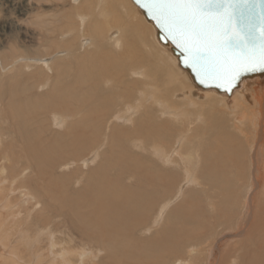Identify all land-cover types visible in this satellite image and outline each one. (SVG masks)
Listing matches in <instances>:
<instances>
[{
  "label": "bare ground",
  "instance_id": "obj_1",
  "mask_svg": "<svg viewBox=\"0 0 264 264\" xmlns=\"http://www.w3.org/2000/svg\"><path fill=\"white\" fill-rule=\"evenodd\" d=\"M31 1L32 0H23L22 4H19L20 7H21V10L26 12V14L31 9H33L35 11L37 10L36 9L37 7L35 8ZM33 1H35V0H33ZM36 1L39 2V0H36ZM55 1H57L56 4L52 5L54 8L51 9L50 6H49L50 9H48L49 7L47 8L48 12H50V15H51L50 20L49 19H45V21H44L38 15L39 18L41 20H43V21L38 22L37 25H39V27L41 26L43 29H45V31H47L45 34L49 35L50 37H53L54 40L56 39V35L55 34H56L57 30H61V33H62V35L64 37L62 39V43L64 44V46L66 48L65 49L66 50V54H68L69 51H71L72 53H75L74 59L76 61V76H75L74 82L71 84L73 87H68V85H67V87H64V84H62L59 81H55V83H54V85L52 87L49 86L51 88H50V90H48L46 92V94H44V95L41 94L40 96H36V98H38V97L42 98V97H45V96H50V97L53 98V101H51V99H52L51 98L50 100H46V101H43V102L39 103L38 105H34V106L31 105V109L33 110L34 114L35 113H37L38 115L39 114H44L46 111L50 110L51 108H60L61 109V99L63 97L64 98L65 97L66 98L67 97L71 98L70 99V100H72L71 102H73V103L78 105V102L79 103L82 102V100L86 99L87 96L89 98L90 97L89 95H92L93 98L94 97H97V98L106 97V98H110V99H115L116 97L121 96L123 94H127V93L132 95V93H133V91L135 89L141 90L142 88H146L145 90H146L147 93L151 92V97H153V98L159 97L161 100H164V99H167V94L171 95V92H173V91H179L180 92V91H182V90H184L185 88H188V87L197 88L196 90H198L199 92H195V93L192 90L182 91L183 92V100H184L183 104H185L184 105L185 109L182 107V113L178 114V115L180 116V118L182 117V118H185V120H187V123L185 122V124L181 120L179 121L180 118L178 119L179 122L176 125L172 124L170 122H166V121L165 122H158L157 119H156L157 115L154 112H152V111H148L147 112V114L149 113V116L151 118H153V120L151 122H149L146 125V127L154 128V127H159V126H162V125L164 126V125H166V123H168L169 131L167 132V137L169 139H171V137H174V134L177 133L176 136H175L176 140L174 141L173 144H177L176 145L177 147L183 149L182 153L177 151V149L181 150L179 148H177L176 151H175L177 153V157L181 158L180 160H178V158L175 156V153L171 152L172 149H171L170 152L172 154H174V155H171V154L168 155V153H167L168 157H165L166 154H164V157L161 156V158H162V159H160L161 160V164H159L155 168L156 169L155 171L157 173L159 172L158 174H156V172H155L156 175L152 174L154 172L153 166L155 164L153 163V165H149L148 169H150V166H152L151 171L153 170L151 172V174H152L151 177L153 178V176H154V178H156L155 176H158L160 178V180H161V181L160 180L159 181L162 182V184L164 186H166V184H168L167 182H170L167 178L168 177L171 178L170 171H168V170H170L172 165L168 166L167 168H164V166H167V163L172 164L173 161L177 159L175 163H179L181 165V167H182L181 170L179 171V173L181 175H183L184 177L187 176L186 178L188 180V184H189V182H192L195 185L199 180L202 179V177L206 176V174H204V167H205L204 161L208 160V156H207V153L206 154H204V153L200 154L201 152L199 153V151H198L199 148H198L197 145H196L197 147H194V144L193 145L191 144L192 147L188 146L187 145V141L185 140V136L188 133H190V135L192 133H194V132H195V134H197L196 131H198V130H204V131L206 130L207 131V129H208L207 135L204 136L205 135L204 134L203 135L204 139L203 140L201 139L202 141L201 140L200 141H201V143H203V145L204 144H213L214 143L213 141H214V138H215L216 134L212 133V131L215 129V131L219 135L224 137V139H222V138H219L216 135L217 139L221 143V146H223L224 150L226 151L231 163L233 165H235V168H237V171H236L235 168L233 166H231V168H229L228 170L224 169V171L227 172V173H229V172L230 173H234L235 176H238V171H240V164L239 163H235L234 164L233 162L236 159L235 155L238 156V154L240 152H242L244 155L247 156L248 162L250 161L249 158L251 159V168H250L251 170H249L248 173L244 172V174L242 175V177H243L245 175H249V173H250L251 179H248L247 177H244L242 182L245 181V180H248V183H249V182H252L253 179H254V181L252 182V186H251L252 190H250V191L251 192L252 191H256L258 188H259L258 190L260 191V187H262V191H263L262 192L263 193L262 194V199H263V196H264V180L262 178L264 177V162L262 163V167H261L260 163L256 160V158L260 157V152L261 151H256V150L258 149L259 145H264V76H259V77H255V78H252V79H243L241 81V83H240L239 88H236L230 95L226 94L224 92H220V91H218L216 89L202 88L193 80V78L190 75L189 71L187 69H185V68L183 69V67L180 65L179 58H178L177 54H175V52L173 51L171 44L167 45V44H163L161 42L163 45H165L167 47H162L159 44H157L158 46H155V47L153 46L152 41L156 42L155 41V36H156L157 40L160 41L159 38H158V31H155V30L152 29V27L153 26L155 27V25L150 20H149L150 22H148V23L146 22L147 21L146 16L144 15L143 11L138 8L139 6L136 5L133 0H126L127 3L129 4V6L132 7V10H129L127 8V6L125 5V3L123 1H121V0H83V2L80 3V5L78 7V12H80L81 17L83 18V23H82V25H78V27L77 26L69 27L70 29L68 30L69 32L67 31V33H63L64 27L67 28V25H68V24H65L64 22H66L69 19V17H70L69 15L70 14L68 16H66L68 18H67L66 21L63 22L62 20L65 19L66 17L64 16L65 18L63 17V19H62L61 11H60L61 8L59 9V6H58L59 1H61V0H55ZM76 1H79V0H76ZM45 4H47V3H45ZM55 8H57V10ZM54 10H56L55 13H54ZM46 11H45V13H46ZM37 12H39V11H37ZM141 13L146 18V21L144 20L145 18L143 19ZM73 14H74V12H73ZM77 15L78 14H76V16ZM74 18L75 17H73V19ZM80 22H77V23H80ZM67 23H68V21H67ZM71 23H73V22H71ZM71 23H70V25H72ZM41 24H43V25H41ZM147 29H148V31H147ZM155 29L157 30L156 27H155ZM65 30H67V29H65ZM150 31H151V33H150ZM109 32H111L110 35H109ZM39 33H37V34H39ZM68 35L73 36V38H71ZM83 35L84 36L91 35L90 36L91 38L88 41H85V48H83L84 52L82 53V52H78V50H77L78 46H77V43H76L77 41L76 40L80 36L83 37ZM67 36L70 37V38L66 39ZM82 37H80V38H82ZM45 38L49 40V38H47V37H45ZM80 38H78V40ZM83 38H85V37H83ZM86 45H87V47H86ZM89 46L90 47L93 46L92 47L93 49L90 48ZM114 48H116L117 51H115ZM154 49L155 50H159L158 52L161 55H163V58L166 57V61L167 62H171V64H172L171 69H170V67L168 65L166 66L165 62H161V59H160L161 63L159 62V64H158L157 61L155 63V60H159V59H155V60L152 59V54H153ZM172 52L177 56L178 61L173 56ZM129 53H130V56H128ZM154 53H155V51H154ZM30 57L34 58V57H36V55H33V56H31V55H18V56H16L13 59L9 56L8 59L10 61L11 60L15 61L14 59L22 58L23 59L22 63H23L25 60H27ZM68 59H69V57H68V55H66L64 62L67 63ZM27 61L29 62L30 60H27ZM36 61L38 62V64H39V62L41 63V61H39V60H33L32 62H36ZM8 62L9 61L4 59V58L0 59V81L1 82L5 81L3 78L6 79L8 74H10V73L13 74V72H14V65H11V66L9 65L8 66ZM30 64H32V63L30 62ZM38 64L35 63V64H32V65H38ZM48 64L46 65L45 63H41L40 65H44L45 67L47 66L48 68L47 67L46 68L48 69V71L49 72H53L52 68ZM22 65L24 66V64H22ZM30 66L31 65L25 63L24 68L27 69V68H30ZM54 68H55V76L56 77H59L62 74L64 75V73H66V72H68L70 70V66L67 65V64L55 65ZM137 70H139V71H137ZM129 71H136V73H133V75L141 76L142 77L141 80H138L140 78L137 77L138 78L137 79V78H135L133 76L127 78L128 74L131 73ZM129 75H131V74H129ZM13 76H15V74ZM28 76H29L28 79L30 77H34L35 73H33V72L32 73H28ZM49 83H46V84H49ZM151 83H154L155 86H151ZM194 84H195V86H194ZM106 85L110 86V89H107ZM114 85H116V86L120 85L119 87H121V88L123 87V88L122 89L118 88V86H117V88H111V86H114ZM104 86H106V89H105ZM116 86H114V87H116ZM147 88H149V89H147ZM159 88L160 89L163 88L162 89L163 94H162L161 91L159 92ZM34 89H35V86H33L32 84H31V86L26 88L27 91H33ZM249 89H250V91H249ZM158 92H159V94L156 95V93H158ZM248 92H251V95L247 94ZM193 94H196V95H199V96L201 95V97L200 98H195L194 97L195 95L193 96ZM145 95L146 94L143 93V94H141L140 97L142 98ZM92 96L89 99H93ZM173 97L174 96H172V99H173ZM69 98H67L66 100H68ZM95 99L96 98H94V101H95ZM246 99H249V101H247ZM30 100L32 102L33 101V97H31ZM174 101H173V104H174ZM66 102H65V104H66ZM137 103H139L137 110H135L131 105H128V106H125V107H123L121 109L118 108L114 112L111 111L109 114H107L105 116H101L102 114L101 115L99 114L100 115L99 116L98 115L99 112L96 113V111H99V110L95 111V113L97 115L95 113H93L94 112L93 110H91L94 115H85L86 112L82 111V113H84V115L80 114L78 116L79 110L81 111V108H79L80 106L79 107L73 106V109L68 108V110H66L67 113H65V112L63 113L61 111V113L64 115L63 116L64 122H66L67 126H68V128L66 130L63 129V130H65V132L63 131L64 133H62V129H61L62 127H59L60 126L59 125L60 124L59 123V119H61V116L58 114V112L55 111V112L52 113V116H53L52 117L53 122H52V126H51V132L52 133H51V135H49V137H45L46 134L44 135V131L39 128V126H38L39 124H37L35 127H33L32 122L35 119H33V117H31L33 115L32 113L25 114V116H22L23 114H19V115L15 116V114H14L15 117H13V119H14L13 122H14V125L17 127L20 139L18 141H11V138L8 139V140L0 138V197H1V199L3 201L4 200L7 201L8 205H10L9 204L10 202H13V205H10L8 207H10L11 210L13 209L16 213H19V214H22L23 212H24V214H28L30 211H35L36 215H43L45 211H49L50 207L48 205H46V204L44 206H42V204L40 203V200H39L38 197H40L39 194H41V193H43V194H47L48 193V190H47V187H46V184H45V178H48L47 181H49L48 183L50 184L51 190H52V193H53L54 181H55V183L57 181H61L62 176L65 175V173L62 172V168H63V164H66V163L64 162V158L62 157V155H63V150L64 151L66 150V152H67L70 149V145H69V143L63 145V140L64 139L65 140L72 139L75 136V133H77V134H79V132L82 133L81 132L82 129L85 130V129L89 128L88 129V131H89L90 127L93 128V129L101 128L102 131H104L105 134L106 133L108 134L109 132H111V130L113 131V129L116 130V131L122 132V133H123V131L129 130V129H135V126L138 127V122H139V120H138L139 116H137V115L133 119V123H136L135 126H133V124H131L130 126H125L123 124L122 127H118V126L115 125V122L122 120L123 116L126 113L131 114L132 112L135 113V112L139 111V107L142 105L141 99H139V101ZM251 103H252L253 106L251 105ZM68 104H69V102H68ZM118 105H123V104L122 103H118ZM204 105H207L208 108H206ZM21 106H22V104H21ZM63 106H64V104H63ZM171 106H172V108H176L177 107V106H173V105H171ZM191 106H193V108H190ZM251 106L255 107V113L251 112ZM66 107H69V106L67 105ZM74 107H75L76 110H78V111H76L77 112L76 114H75V111H74ZM84 107H82V108L84 109ZM149 107H150V105H149ZM93 108H95V107H93ZM89 109L90 108L88 107V110ZM9 110H10V108H9ZM246 110H249L248 117L245 118V116H243L242 115L243 113H242L241 115L243 117L242 116H238L237 117L238 121H236L235 116L237 115V112L241 111V112L245 113ZM15 111H16V109H15ZM141 111L143 113H145V109L144 110H140V112ZM203 111H204L206 116L204 118L197 117L198 116L197 113L198 112H202L203 113ZM102 112L103 111H101L100 113H102ZM174 112H176V111H174ZM174 112L170 110L169 113H167L165 116H174L176 114ZM206 113L211 114L212 117L211 118H209V117L207 118L208 114H206ZM198 114H200V113H198ZM117 115L120 116L121 118L120 117L114 118ZM8 117H10V116H8ZM68 118H69V120H68ZM185 120H183V121H185ZM33 124H35V123H33ZM43 125H45V124L43 123ZM50 125H51V123H50ZM173 125H175L176 127L174 126V128H173ZM44 128H45V126H44ZM80 128H81V130H79ZM232 128L237 130V131L233 130ZM45 130H47V129H45ZM248 132L251 133V136H249ZM56 133H58V137L54 138V134H56ZM90 133H92V132H90ZM48 134H50V133H48ZM239 134L245 135L244 142L245 143H249L250 153L248 152V150H246L247 154H245V149L242 146V140L238 137ZM63 135H64V137H62ZM81 135H84V134H81ZM90 135H92V134H90ZM2 137H4V136H2ZM86 137H87V135H86ZM32 138L34 139V143L33 142L28 143L27 140H30V139L32 140ZM83 139L85 140V138H83ZM80 140H82V139H80ZM171 140H173V139H171ZM26 141H27L28 144H30V147L27 146L28 148H26V146L23 147L24 144L26 143ZM86 141H84V142H86ZM104 142H107V140L105 139ZM229 142L231 144L228 146ZM78 143H80V142L78 141ZM251 143H252V146H251ZM21 144H23V146ZM90 144L93 145V143H90ZM155 144H157V143H155ZM199 144H200V142H199ZM51 145H53L55 148H52ZM84 145L85 144H83L82 146L84 147ZM91 145L89 146L87 144L86 147L87 148H88V146L92 147ZM98 145H96V146H98ZM124 145H126V144H124ZM86 147H84V148L87 149ZM200 147H202V144H201ZM153 148H154V151H157L159 147L157 145H155ZM163 148H165V147H163ZM99 149H101V148H99ZM149 149H151V147ZM185 149H186V151H185ZM236 149L239 150L240 152H237ZM44 150H47V151L49 150L51 152V156H50V160H51L50 175H51V177H48V175H47V173L45 172V169H44V165H43V155H45ZM165 150H166V148H165ZM89 151H94V150H90V148H89ZM154 151H153V153H154ZM99 152L100 151H98V153ZM159 152H161V151H159ZM232 152H235L236 154H234ZM47 153H49V152H46V154ZM98 153H95V154L98 155ZM162 153H160V155ZM132 154H136V153H132ZM140 154L142 155V153H140ZM97 155H96V157H98ZM143 155H144L143 158H145L146 157L145 155H147V154H143ZM262 155H263V159H264V147H263ZM31 156L34 157V162L35 163L32 162L33 160H32ZM83 156H84V154H83ZM99 156H100V153H99ZM47 157H48V155H47ZM79 157L80 156H78V158ZM132 157H133V155H132ZM132 157H130V158H132ZM140 157L141 156H138V152H137V155H136L135 159H139ZM89 158H91V157H89ZM93 158H92V160L91 159L90 160L94 161ZM103 158L105 159V157H103ZM123 158H125V157L123 156ZM83 159H84V157H83ZM132 160H134V159H132ZM162 160H163V162H162ZM78 161H80V160H78ZM137 161H139V160H137ZM137 161H134V162L130 161L129 166H126V165H122V164H119V163H110L107 160L106 161L103 160L100 163V165H98V167L91 168V172L86 176V179H85V184H84L83 188L89 190L90 194L93 196L92 198H94V197L95 198H99L101 201L106 202V204L104 203V205H102V204H101V206L99 205L100 207L97 209V214H96L95 218L97 219V222H99L100 224H102V225H103V223L107 224V227L105 228V230L101 234L98 231L99 232L98 235L100 236L101 242H102V240H105V242L109 241L110 242L109 246L112 245L111 242H112L113 238H116L115 236L118 235V239L120 237L119 235H121L122 238H124L123 233H117V232H114V231H112V232L110 231L109 234L105 233L107 231V229H109L110 227L114 228V226L111 224L113 218L118 220L119 227H121V228L123 227L124 228V225L130 227L131 228V233H132V229H133L134 226L129 224V223H127V222L130 221V217L133 216V215H138L139 216L141 214V212H142V210L140 209V207L142 205H145V209H144L145 212H149L152 209V205L150 204L151 198H152L151 196L153 195V194L151 195L152 192L149 189H146V188L141 190V192L137 191L138 188L141 187V184L143 183L142 181L145 178V176H144L143 179H141V176H139L137 174V170H139L141 167H143L140 164V162H137ZM150 161H151V158H150ZM29 163H31L32 168H33V172H35V174L29 175L30 174V172H28ZM149 164H151V163H149ZM91 165H93V162L91 163ZM88 166H86V167H88ZM79 167L81 168L82 166H79ZM112 169H114V172L111 171ZM130 171H131V173H130ZM166 171H167V173H166ZM26 172H28L29 174L26 175ZM148 172H150V171H148ZM148 172H147V174H149ZM71 173H74V172H71ZM209 173H210V171H209ZM97 174H102V177H99V176L96 177ZM147 174H146V176H147ZM126 176H129V177L125 178ZM224 176H225V174H224ZM67 177H70V176L66 175L65 178H67ZM113 177H115L117 179V181L121 182V183H122V181H124V182L128 181L130 183V186L132 187L131 191H136L139 194L123 196L126 192L125 193H123V192L119 193L118 192L117 186L113 183V180H112ZM205 179L207 180V188H205L203 190H199L200 192L197 193L199 195V200H197L196 204L194 205V207L192 206V208L189 210V220H190L189 222H191V224H194V223L197 222V220L204 219V220H202V222L204 223L203 226L204 227L208 226V228L203 231L202 229L193 226L191 230H187L188 236L184 238V243L185 244L182 243L183 245H181L176 250L175 249L174 250L173 249H169L168 250L167 247L161 246L160 242H159L160 240H156V241H153V242L150 241L147 244V247H148L149 250L148 251L146 250L145 252L142 251V253L140 254V255H142L144 253L143 254V258L145 260L138 259L137 262H134V260H135L134 258H138V257L132 256V257H130L131 258L130 260L133 261L131 264H169L167 262V260H171V259L176 261L175 263H177V264H182V262L184 260L181 259V257L186 254V248L190 244H192V246H190V247H194V249L196 250V248L200 247V245L205 240H207L209 238L212 239L211 234H208L207 231H210V233H212L213 232V227L215 226V223L219 219L220 220L222 219V215H224V213H225V212H223V206H224L225 211H226L227 208L231 209V207H233V205L229 201H228V204H226L227 206L221 200L216 201L215 200L216 197L220 198V196H222V194L225 196L228 193H227V191H224V190L220 191L219 190V188H221L220 182L217 179L211 177L208 173H207V178H205ZM66 180H69V179L67 178ZM154 180H156V179H154ZM154 180L151 179V182L154 181ZM148 181H147V183H149ZM151 182H150L149 186L151 185ZM31 184L33 185V187H32L33 190L31 189ZM169 184H168L167 187L170 186ZM226 184L227 183H225V185ZM63 185L65 186L64 183L61 186H63ZM120 186H122V185H120ZM149 186L147 188H149ZM157 186L159 187V185H157ZM158 187H157V189H158ZM170 187H169V189H170ZM142 188L143 187H141V189ZM153 188H155V187H153ZM181 188H179V189H181ZM159 189H161V185H160ZM177 189H178V187L176 188V190ZM225 189H227V187H225ZM66 190H67V188H66ZM139 190H140V188H139ZM176 190H174V192ZM174 192H172V193L168 192V188H167L166 197H165V195L163 196L164 202L169 200L168 198ZM114 193H115V197L107 199L108 197H110ZM119 194H121L122 196L118 199L117 196L119 197ZM176 194H177V191H176ZM176 194H174V195H176ZM251 194H253V193H250V195H248V200H250L249 196H251ZM181 195L183 196V194H181ZM237 195H239V194H237ZM157 197H158V195H157ZM172 197H175V196H172ZM253 197H255V194H254ZM166 198H167V200H166ZM178 198H180V197H178ZM174 199H173V201H174ZM176 200H178V199L176 198ZM191 201H194V200L192 199V200H190V202ZM244 201L247 202V200H244ZM92 202H93V200H92ZM164 202L162 204H164ZM249 202H251V201H249ZM261 202H262V200H261ZM0 204H1V202H0ZM92 204L95 205L94 203H92ZM244 204H245V202H244ZM83 205H84V203H83ZM105 205L108 207V209H106ZM168 205L170 206L171 203L169 202ZM168 205H167V208L164 205L165 206L164 209L165 208L168 209ZM261 205H262V203H261ZM40 206H42L43 208H39ZM57 206H59V205H57ZM76 206H78V205H76ZM87 207H89V206H87ZM94 208H95V206H94ZM243 208H244V206H243ZM70 209H69V211H70ZM72 209H74V208H72ZM260 210L262 211V208ZM77 211H78V209H77ZM80 212L82 213V211H80ZM138 212H139V214H138ZM4 213H0V250H3L6 253V256H7L13 251V248H14V247L11 248L9 244H10V241L12 240V237L14 235L15 230L13 229L14 225H12V223L11 224L4 223V221L7 219ZM67 213L68 212H66V214ZM72 213L73 212L71 211V214ZM91 213H92V211H91ZM237 213H239V212H237ZM262 213H260V214L262 215ZM74 214H75V212H74ZM234 214H236V213H234ZM82 215H84V214L82 213ZM82 215H80V216H82ZM244 215H242V216H244ZM247 215H248V213H247ZM85 216H84V218H85ZM35 217H37V216H35ZM67 218H69V217H67ZM77 218L80 219V217H77ZM164 218H165L164 212H163V210H161L158 213V218H155V221L157 223L158 222L160 223ZM224 218L225 217H223V219ZM92 219H94V217ZM249 219H251V217H249ZM41 220H42V218H41ZM82 220H84V219H82ZM82 220H80V221H82ZM67 221H68V219H67ZM120 221H122L123 223H120ZM183 221H185V220H183ZM44 222L47 223L49 221H44ZM175 222H177V221H175ZM228 222L229 221L225 220V221L221 222V224H227ZM262 223L260 224L261 226L263 225ZM82 224H85V223H82ZM110 224H111V226H109ZM45 225L46 224H44V226ZM89 225H90V223H89ZM248 225H249V223H248ZM23 226H25V224H23L20 227H23ZM183 226H184V228L186 227L185 225H183ZM86 227L88 228V226H85V228ZM169 228L171 229L170 231L173 234H178V233H180L182 231V230H178L177 229V225L169 226ZM179 228H181L180 225H179ZM86 230L85 229H81V231L83 233H86L87 231H89V230H87V231ZM20 232H21V230H20ZM19 234L23 235V233H19ZM93 234H94V232H93ZM37 235H38V233H37ZM89 235H91V234H89ZM39 236H40V234H39ZM86 236H85V241L84 242L87 243L88 240L86 241V238L90 239V241H91V238L90 237H86ZM156 236H158V235H156ZM156 236H154V237H156ZM21 238H23V237H21ZM40 238H41V236H40ZM92 238L94 239V237H92ZM13 239L15 240V237ZM95 239L97 240V238H95ZM96 240H94V241H96ZM128 240L129 241L133 240V237H127V238L122 239L121 245L122 246H128V242H129ZM21 241H22V239H21ZM27 241L25 243H27ZM1 242H2V244H1ZM35 242H37V239H35ZM35 242H34V245H35ZM91 242H93V241H91ZM93 243H95V242H93ZM107 243H104V245L107 244ZM112 243H114V242H112ZM102 244H103V242H102ZM211 244H212V242H211ZM77 245H79V244H76V246ZM96 245L97 244H95V246ZM113 245H115V244H113ZM116 245H118V244H116ZM218 245H220V244H218ZM109 246H107V248L110 251L112 249H109ZM85 247H86V245H85ZM100 247L101 246H99V249H100ZM45 248H43V249L45 250ZM111 248H112V246H111ZM113 248H115V247L113 246ZM34 249L36 250V248H34ZM80 249H82V247ZM83 249H84V247H83ZM105 249L106 248H104L103 250H105ZM152 249L155 250L156 252H158L160 254V256H152V253L150 252V250H152ZM200 249H202V248L200 247L198 249V251ZM249 249H252V248H249ZM87 250H89V249L87 248ZM90 250H91V252L93 251L92 250V246H91ZM96 250L97 249H95L94 251H96ZM81 251L85 253V249L81 250ZM189 251H191V250L189 249L188 252ZM51 252H52V250H51ZM100 252L105 254L103 256V258L105 257L106 262H104L102 260V263L104 262V264H107V262H109L108 264H125L122 261L124 258H119L118 259V258H113V257L110 258L109 257L111 253L114 254V252H116V251H114V252L113 251H111V252L100 251ZM100 252H98V253L102 254ZM66 253H70V255L71 256L73 255V257L82 256V255L78 254V250L77 249L69 248V247H68V249L65 248L64 254H66ZM200 253H201V251H200ZM223 253H225V250L221 254H223ZM33 254H34V252L32 253L31 256L35 257V255H33ZM92 255H91V257H92ZM225 255L229 256L230 254L228 255V254L225 253ZM39 256H43L44 258L47 257V255L44 252H41L39 254ZM65 256L66 255H64V257ZM96 256H97V253H96ZM261 256L263 257V255H261ZM12 257H14V258H12ZM61 257L63 258V255ZM67 257H69V256H67ZM84 257L85 256H83L82 258H84ZM114 257H115V254H114ZM168 257H171V259H169ZM57 258H59V257H57ZM87 258L90 259V255ZM87 258H86V262L88 263L89 260H87ZM256 258H258V257H256ZM4 259L6 260V264H18L17 262H19V264H27V262L23 261L24 259L22 258L21 255L14 256V254H13V255H11V258H10L11 260L8 257H5ZM51 259H55V261H57L55 256H52V255L50 256V260ZM91 259H94V257H92ZM179 259H181V260H179ZM220 259H222V257ZM190 260L191 259L185 260V262L187 263ZM30 261L31 260L28 259V262H30ZM48 262H49V258H47L46 264H48ZM204 262H205V260H204ZM42 263L43 262H41V264ZM69 263L70 262H67L65 260V261H60L58 264H69ZM92 263L93 262H91L90 264H92ZM100 263L101 262L99 261L97 264H100ZM246 263H247V261H246ZM76 264H77V262H76ZM212 264H214V263H212ZM227 264H228V262H227ZM242 264H243V262H242Z\"/></svg>",
  "mask_w": 264,
  "mask_h": 264
},
{
  "label": "rangeland",
  "instance_id": "obj_2",
  "mask_svg": "<svg viewBox=\"0 0 264 264\" xmlns=\"http://www.w3.org/2000/svg\"><path fill=\"white\" fill-rule=\"evenodd\" d=\"M22 1L23 0H0V59L4 58V59L8 60L9 61L8 66L14 65V72H15V73L13 72V74L12 73L8 74L6 79L3 78L5 80L4 82L0 81V138L6 139V140L11 138V141H18L20 139L17 127L14 125V122H13V120H14L13 117H15L16 115H19V114H23L22 116H25V114L32 113L34 116L32 115L31 117H33V119H35L32 122L33 127H35L37 124H39L38 125L39 128L44 131V135L46 134L45 137H49V135H51V133H52L51 132V126H52V122H53L52 113L55 111L58 112V114L61 116V119H59V123H60L59 127H62L61 128L62 133H64L65 130L68 128V126H67V123L64 122V119H63L64 115L61 113V111L63 113L64 112L67 113L66 110H68V108L73 109V106H77V107L80 106L79 108H81V111L79 110L78 116L80 114L84 115V113H82V111L86 112L85 115H94L93 113H95L96 110H99V111H96V113L99 112L98 115L102 114L101 116H105V115L109 114L111 111L114 112L118 108L121 109V108L128 106V105H131L135 110H137L138 105H139V103H137V102L139 101V99H141L142 105L139 107V111H137L135 113L132 112L131 114L126 113L123 116L122 120L115 122V125L118 127H122L123 124L125 126H130L131 124H133V126H135L136 123H133V119L137 115V116H139L138 117L139 122H138V127L135 126V129H129V130L123 131V133L113 129V131L111 130V132H109L108 134L107 133L105 134L101 128L93 129L90 127L89 131H88L89 128H87L85 130L82 129L83 131L80 128L79 130H81L82 133H80V132H79V134L75 133V136L72 139H70V140L64 139L65 141L63 140V145L69 143L70 149L67 152H66V150L65 151L63 150L62 157L64 158V162L66 164H63L62 172L65 173V175H64L65 177H66V175H68L70 177H67L69 180H66L67 178L62 176L61 181H57L56 183L54 181L53 193L51 190V186L48 183L49 181H47L48 178H45V184H46L48 193L47 194L41 193V194H39L40 197H38L42 206H44L46 204L50 207L49 211L44 212L45 215L44 214L43 215H36L35 211H30L28 214H24V212L22 214L16 213L13 209L11 210L10 207H8L10 205H13V202H10L9 203L10 205H8L7 201H5V200L3 201L0 197V202H1L0 213L5 212L4 214L7 218L4 221V223H6V224L12 223V225H14L13 229L15 230L14 235L12 237V240L10 241V244H9L11 248L14 247L13 251L9 255L6 256V253L3 250H0V252H1L0 253V264H6V260L4 258L8 257L10 259L11 255H13V254H14V256L21 255L22 258L24 259L23 261L27 262V264H41V262H43L42 264H46L47 258H49L48 264H58L60 261H65V260L67 262H70L69 264H76V262H77V264H88V263L90 264L91 262H93L92 264H95L96 262L98 263L99 261L101 262L100 264H104V262H106L105 257L103 258V256L105 254L100 252V251H104V252L116 251V252H114L115 257H114L113 253H111L109 257L110 258H112V257L118 258V259L124 258L122 260L123 263L131 264L133 261L130 260L131 259L130 257H132V256L138 257V258H134L135 259L134 262H137L138 259L145 260L143 258L144 253L142 255H140V254L142 253V251L145 252L146 250L147 251L149 250L147 247V244L150 241L153 242L156 240H160L159 241L160 245L167 247L168 250L169 249H173V250L175 249L176 250L181 245L185 244L184 238L188 236L187 230H191L193 226L200 228L203 231L208 228V226H206V227L203 226L204 223L202 222V220H204V219H199L194 224H191V222H189L190 221L189 220V210L192 208V206L194 207V205L196 204V201L199 200V195L197 193L200 192L199 190H203V189L207 188V180L205 179V178H207V173L211 177L217 179L220 182V185H221V188H219L220 191L224 190V191H227V193H228L225 196L222 194V196H220V198L216 197L215 200L216 201L221 200L225 203V205L228 204V201H229L233 205V207H231V209L227 208V210L225 211V208L223 206V212H225V213H224V215H222V219L220 220L218 218L219 220L215 223V226L213 227L212 233H210V231H207L208 234H211L212 239L209 238V239L205 240L200 245V247L202 249H200L199 251H198V249L200 247H197L195 250L194 247H190V246H192V244H190L188 246L189 248L188 247L186 248V254L181 257V259L184 260L182 262V264H212V263H214V264H227V262H228V264H232V263L233 264H242V262H243V264H254V263L255 264H264V259H263L264 258V227H263L264 226V211H263L264 210V206H263L264 205V202H263L264 196L262 199V194H263L262 193L263 192L262 187H260V191L258 190L259 189L258 188L256 191L251 192L250 190H252L251 186H252V182L254 181V179L252 182H249V183H248V180H245L242 182L244 177L251 179L250 173H249V175H245L242 177L244 172L248 173L249 170H251L250 169L251 168V159L249 158L250 161L248 162L247 156L244 155L242 152H240L237 149H236V151L240 152V153L238 154V156L235 155L236 159L233 163L234 164L235 163L240 164V171H238V176H235L234 173H230V172L227 173L224 171V169L228 170L229 168H231V166H233L235 168V165H233L231 163L226 151L224 150L223 146H221V143L217 139L216 135L222 139H224V137L219 135L215 131V129L212 131V133L216 134L214 141H213L214 142L213 144H204L203 145V143H201V141L204 139V136L207 135L208 129H207V131L206 130L205 131L204 130H198V131H196L197 134H195V132H194V133H192L193 135L192 134L190 135V133H188L185 136V140L187 141L188 146L192 147L191 144L192 145L194 144V147L198 146V148H199L198 151H199V153L201 152L200 154H203V153L206 154L207 153V156H208V160L204 161V165H205L204 174H206V176L202 177V179L199 180L195 185L192 182H189V184H188V180L186 178L187 176L184 177L183 175H181L179 173V171L181 170L182 167L179 163H175L177 160L176 158H175L176 160H174L172 164L167 163V166H164V168H167L168 166L172 165L170 170H168V171H170L171 178H169V177L167 178L170 181V182H167L168 184L170 183L169 184L171 186V187L169 186L170 189H169V187H167L168 184H166V186H164L162 184V182H160L161 180L158 176H155L156 178H154V176H153V178L151 177L152 174L156 175L159 173V172L157 173L155 171L156 170L155 168L159 164H161V160H160V159H162L161 156L164 157V154L167 155V153H168V155H170V154L174 155L171 153V152H173V153H175V156L177 157V153L175 151L179 147L176 146L177 144H173L174 141L176 140L175 136L177 133L174 134V137H171V139H173V140H171L167 137V132L169 131L168 123H166V125H164V126L162 125V126L154 127V128L146 127V125L153 120V118H151L149 116V113L147 114V112L148 111L154 112L157 115L156 119L158 122H165L166 121V122H170V123L176 125L181 120L185 124V122L187 123V120H185V118H182V117L180 118V116L178 115V114L182 113V107L183 108L185 107L184 106L185 104H183L184 100H183V92L182 91L192 90L195 93V92H199L198 90H196L197 88H194V87L190 88L187 86L188 88H185L184 90H182L180 92L179 91H173V92H171V95L173 94L172 96H174L173 99H172V96L170 94H167V99H164V100H161L159 97H156V98L151 97V92L147 93L145 90L146 88H142L141 90L135 89L133 91L132 95L127 93V94H123L121 96H118L115 99H110V98H106V97H102V98L94 97V98H96L94 101L93 96L89 95L90 96L89 98H91V96H92L93 99H89L87 96L86 99L82 100V102L84 100L85 101L83 103L78 102V105L71 102L72 101V100H70L71 98L67 97L69 99L66 100L67 98L63 97L61 99V109L60 108H51L50 110L46 111L44 114H39V115L37 113L34 114L33 110L31 109V105H33V106L38 105L39 103L46 101V100H50L52 98L50 96H45L42 98H39V97L36 98V96H40L41 94H43V95L46 94V92L48 90H50V88L54 85L55 81L61 82L62 84H64V87H67V85H68V87H73L71 84L74 82L75 76H76V61L74 59L75 53H72L71 51H69V53L66 54V50H65L66 48H65L64 44L62 43V39L64 37L61 33V30H57V32L55 34L56 39L54 40L53 37H50L49 35L45 34L47 32V31H45V29H43L41 26L39 27V25H37L38 22L43 21V20L45 21V19L50 20L51 15H50V12H48L47 8L49 6L51 7V9L54 8L52 5L56 4L57 1H55V0L54 1L53 0L52 1L51 0H39V2H38L36 0L35 1L32 0L31 2L33 3L35 8L37 7L36 8L37 10L35 11V10L31 9V10H29L30 12L29 11L27 12V14H26V12L21 10V7L19 5V4H22ZM79 1H76V0H61V1H59L58 6H59V9L61 8L60 11H61L62 19L64 16L66 17L69 14H70L69 19L71 18L70 20L69 19L67 20L68 17H66V18L64 17L65 19L62 20L63 22L66 20L68 21V23H67V21L64 22L65 24H68V25H67V28L64 27L63 33H67V31L70 29L69 27H71V26H73V27L77 26L78 27V25H82L83 18L81 17L80 12H78V7H79L80 3L83 2V0L82 1L79 0ZM121 1H123L125 3V5L127 6V8L129 10H132V7L129 6V4L127 3L126 0H121ZM45 3H47V4H45ZM50 7L48 9H50ZM55 9L57 10V8H55ZM56 10H54V13L56 12ZM37 11H39V12H37ZM45 11H46V13H45ZM73 12H74V14H73ZM76 14H78V15L76 16ZM38 15L43 20H41ZM73 17H75V18L73 19ZM142 17H143V19L145 18L143 16V14H142ZM144 20L146 21V18ZM71 22H73V23H71ZM77 22H80V23H77ZM146 22L148 23L150 21L147 19ZM70 23L72 25H70ZM41 25H43V24H41ZM65 29H67V30H65ZM152 29L157 31L154 26L152 27ZM147 31H148V29H147ZM37 33H39V34H37ZM110 33L111 32H109V35H110ZM150 33H151V31H150ZM71 35H68V36L73 38V36H71ZM68 36L66 39L70 38ZM90 36L91 35H86V36L83 35V37H85V38L80 36L82 38L78 37V38H80L79 40L77 38L76 43L78 46L77 47L78 52H82V53L84 52L83 48H85V41H88L91 38ZM45 37L49 38V40L46 39ZM155 41L156 42L152 41V44L154 47L158 46L157 44H159L162 47H167V46L163 45L160 41H158L156 36H155ZM87 45H86V47H87ZM92 47L93 46H91L90 48H92ZM114 50L117 51L116 48H114ZM154 51H155V53H154ZM154 51H153L154 55L152 54V59L153 60L159 59V60H155V63L157 61V63L159 64L160 59H161V62H165L166 66L168 65L171 69V67H172L171 62H167L166 57L164 56L165 58H163V55H161L158 52L159 50L154 49ZM172 54L178 61L177 56L173 52H172ZM18 55H31V56L36 55L37 58L36 57H34V58L30 57L27 59V60H30L29 62L27 60H25L26 62L25 61L24 62L26 64L31 65L30 68L26 69V68H24L25 63L24 62L22 63V61H23L22 58L14 59L15 61H13V60L10 61L8 59L9 56L13 59ZM66 55H68V57H69L67 63L64 62ZM128 56H130V53ZM33 60H39V61H41V63H45L46 65L49 63L48 65L52 68L53 72H49L47 69L48 67L46 66L47 67L46 68L44 65H40L41 64L40 62H39V64L37 61L32 62ZM30 62L32 64L36 63L38 65H32V64H30ZM22 64H24V66ZM62 64L69 65L70 70L68 72L64 73V75L62 74L59 77H56L54 66L55 65H62ZM137 71H139V70H137ZM32 72L35 73V76L30 77L28 79V77H29L28 73H32ZM129 72H131V73H129L131 75L128 74L127 78L133 76L135 78L138 77L140 79H138V78L137 79L141 80V78H142L141 76L133 75V73H136V71H129ZM14 74H15V76H13ZM46 83H49L50 85L46 84ZM31 84L33 86H35V89L33 91H27L28 89L26 90V88L31 86ZM49 86H51V87H49ZM106 86H107V89H110V86H108V85H106ZM106 86H104L105 89H106ZM114 86H116V85H114ZM114 86H111V88H117V86H118V88H121V87H119L120 85H117L116 87H114ZM151 86H155V84L151 83ZM194 86H195V84H194ZM149 88H147V89H149ZM162 89L159 88V92L161 91L163 94ZM249 91H250V89H249ZM159 92L156 93V95L159 94ZM143 93H145L146 95L141 98L140 96ZM247 94L251 95V92H248ZM193 96L195 98L201 97V95L199 96L196 94H193ZM31 97H33L32 102L30 100ZM246 100L249 101V99H246ZM51 101H53V98L51 99ZM173 101H174L175 105L173 104ZM65 102H66V104H65ZM68 102H69V104H68ZM118 103H122L123 105H118ZM21 104H22V106H21ZM63 104H64V106H63ZM67 105L69 107H66ZM149 105H150V107H149ZM171 105L177 106V107L172 108ZM251 105H252V103H251ZM204 106L206 108H208L207 105H204ZM252 106H251V112L255 113V107H252ZM82 107H84V109ZM88 107L90 108L89 109L90 111L88 110ZM93 107H95V108H93ZM9 108H10V110H9ZM190 108H193V106H191ZM15 109H16V111H15ZM144 109H145V113H143L142 111L140 112V110H144ZM91 110H93L94 112L92 113ZM170 110L173 112L176 111V112H174L176 114L174 116H165L167 113H169ZM74 111L76 114L77 113L76 111H78V110H76L74 107ZM101 111H103V112L100 113ZM198 113H200V114H198ZM198 113H197V115H198L197 117L204 118L206 116L204 111H203V113L202 112H198ZM245 113L241 112V111L237 112V115L235 116L236 121H238L237 120L238 116L243 115V116H245V118H247L249 115V110H246ZM14 114H15V116H14ZM206 114H208V113H206ZM8 116H10V117H8ZM116 117H120V116L117 115L114 118H116ZM208 117L211 118L212 115L208 114L207 118ZM178 119H179V121H178ZM68 120H69V118H68ZM183 120H185V121H183ZM49 122L51 123V125ZM33 123H35V124H33ZM43 123L45 125H43ZM175 125H173V128ZM44 126H45V128H44ZM45 129H47V130L49 129V130L47 131ZM63 129H65V130H63ZM233 130H235V129H233ZM235 131H237V130H235ZM90 132H92V133H90ZM48 133H50V134H48ZM81 134H84V135H81ZM90 134H92V135H90ZM248 134H249V136H251V133L248 132ZM86 135H87V137H86ZM2 136H4V137H2ZM57 137H58V133L54 134V138H57ZM62 137H64V135ZM238 137L242 140V146L245 149V154H247L246 150H248V152L250 153L249 143L244 142L245 135L239 134ZM83 138H85V140ZM80 139H82V140H80ZM105 139L107 140V142H104ZM27 141H28V143H30V142L34 143L33 138H32V140L30 139ZM27 141L24 144V146H23V144H21V145L23 147L26 146V148L30 147V144H28ZM78 141L81 144L78 143ZM84 141H86V142H84ZM199 142H200V144H199ZM90 143H93V145H91ZM155 143H157V144H155ZM83 144H85L84 147H86L87 144L89 146L91 145L92 147L88 146V148L86 147L87 149H85L82 146ZM124 144H126L128 147ZM201 144H202V147H200ZM230 144L231 143L229 142L228 146ZM96 145H98V146H96ZM155 145H157L159 147L157 151H154L153 147ZM251 146H252V143H251ZM51 147L55 148L53 145H51ZM98 147L101 149H99ZM150 147H151V149H149ZM163 147H165L166 150ZM263 147H264V145L258 146V149L256 151H261L260 157L259 158L255 157L256 160L260 163L261 167H262V163L264 162L263 155H262ZM89 148H90V150H94V151H89ZM171 149H172V151H171ZM179 149H181V148H179ZM97 150L100 151L99 152L100 156H99V153ZM182 150L183 149H181V150L177 149V151L180 153L183 152ZM45 151L49 152V153L46 154ZM153 151H154V153H153ZM159 151H161V152H159ZM185 151H186V149H185ZM137 152H138V156H141L139 159H135ZM44 153H45V155H43L44 169H45V172L47 173L48 177H51V175H50L51 152L49 150L48 151L44 150ZM95 153H98V155ZM132 153H136V154H132ZM140 153H142V155ZM160 153H162V154L160 155ZM232 153L236 154L235 152H232ZM83 154H84V156H83ZM143 154H147V155H145L146 156L145 158H143V156H144ZM47 155H48V157H47ZM96 155L98 157H96ZM122 155L125 158H123ZM132 155L134 158L132 157ZM166 155H165V157H168V155L167 156ZM78 156H80V157L78 158ZM31 157L33 160L32 162L35 163L34 157L33 156H31ZM83 157H84V159H83ZM89 157H91V158H89ZM103 157H105V159ZM130 157H132V158H130ZM92 158L94 161H91ZM150 158H151V161H150ZM177 158H178V160L181 159L179 157H177ZM132 159H134V160H132ZM78 160H80V161H78ZM103 160H105V161L107 160L110 163H119V164L126 165V166H129L130 161L134 162V161L139 160L137 162H140V164L143 167H141L139 170H137V174L139 176H141V179H143L144 176H145V178L143 179V181H142L143 183L141 184V187H143V188L141 189V187H139L140 190L138 188L137 191L141 192V190L146 188L152 192L151 195L153 194L151 196L152 198H151V202H150V204L152 205V209L149 212H145V210H144L145 205H142L140 207V209L142 210L141 214L139 216L138 215L131 216L130 221L127 222V223L134 226L132 229V233H131V228L128 226L124 225V228L119 227L118 220H116L114 218L112 219V222H111V224L114 226V228L110 227L105 232V233L109 234L110 231L111 232L114 231L117 233H123L124 238L133 237V240H131V241L128 240L129 241L128 246H122L121 245V243H122L121 241H122V239H124V238H122L121 235H119L120 236L119 239H118V235L115 236L116 238L112 239V242H114V243L111 242L112 248H111V246H109L110 245L109 241L105 242V240H102V242H103V244H102L100 236L98 234H99V232L101 234L105 230V228L107 227V224H105V223H103V225L100 224L99 222H97V219L95 217L97 214V209L101 206V204L102 205H104V203L106 204V202L101 201L99 198H95V197H94L95 199L92 198L93 196L90 194L89 190L83 188V186L85 184L86 176L91 172V168L98 167V165H100V163ZM92 162H93V165H91ZM162 162H163V160H162ZM149 163H151V164H149ZM153 163L155 164L154 165L155 167L153 166L154 172L151 174V172L153 171V170L151 171L152 166H150V169H148V168H149V165H153ZM28 166H29L28 172H30V174L28 172H26V175L35 174V172H33V168H32L31 163H29ZM79 166H82V167L80 168ZM86 166H88V167H86ZM147 170L150 172H148ZM235 170L237 171V168H235ZM111 171L114 172V169H112ZM209 171H210V173H209ZM71 172H74V173H71ZM147 172L149 174H147ZM155 172H156V174H155ZM130 173H131V171H130ZM166 173H167V171H166ZM146 174H147V176H146ZM224 174H225V176H224ZM98 176L102 177V174H97L96 177H98ZM128 177L129 176H126L125 178H128ZM151 179H153V180L156 179V180L151 182ZM262 179L264 180V177ZM112 180H113V183L117 186L119 193L120 192H123V193L126 192L123 196L139 194L136 191H131L132 187L130 186V183L128 181H126V182L122 181V183H121V182H118L115 177H113ZM147 181L149 183H147ZM150 182H151V185H150L151 187L149 186ZM61 183L62 184L64 183L65 186L64 185H63L64 187L61 186L62 185ZM225 183H227V184L225 185ZM119 184L122 186H120ZM147 185L149 186V188H147L148 187ZM157 185H159V187ZM160 185H161V189H159ZM32 187H33V185L31 184V189H32ZM153 187H155V188H153ZM157 187L159 190L157 189ZM177 187H178V189L176 190ZM225 187H227V189H225ZM66 188H67V190H66ZM167 188H168V192L172 193V192H174V190H176L177 194L175 191L173 194H171V196H170L171 198L167 197L169 200H167V198H166V200L168 201V202L166 201L167 202L166 203V202H164L163 196L165 195V197H166ZM179 188H181V189H179ZM155 190L156 191L158 190L159 192L158 191L156 192ZM250 193H253V194H251V196H249L250 200H248V195H250ZM174 194H176V195H174ZM181 194H183V196ZM237 194H239L240 196ZM254 194H255V197H253ZM157 195H158V197H157ZM111 196L108 197L107 199L115 197V193L112 194ZM121 196L122 195L119 194V197L117 196V198L119 199ZM172 196H175L178 200H176V198L172 197ZM177 196L180 198H178ZM91 199L93 200V202ZM173 199H174V201H173ZM192 199L194 201L190 202V200H192ZM244 200H247V202ZM261 200H262V202H261ZM249 201H251V202H249ZM163 202H164V204H162ZM169 202L171 203L170 206L168 205ZM244 202H245V204H244ZM83 203H84V205H83ZM92 203H94L95 205H93ZM261 203H262V205H261ZM57 205H59V206H57ZM76 205H78V206H76ZM164 205L166 206V208L168 205V209L165 208L166 209L165 210ZM42 206H40L39 208H43ZM87 206H89V207H87ZM94 206H95V208H94ZM243 206H244V208H243ZM260 207L262 208V211L260 210L261 209ZM72 208H74V209H72ZM253 208L254 209L256 208V209L254 210ZM69 209H70V211H69ZM77 209H78V211H77ZM106 209H108L107 206H106ZM161 210H163L165 218L160 223L159 222L157 223L155 221V218H158V213ZM71 211L73 212L72 214H71ZM80 211H82V213L84 215H82V213ZM91 211H92V213H91ZM66 212H68V213L66 214ZM74 212H75V214H74ZM139 212H138V214H139ZM237 212H239V213H237ZM234 213H236V214H234ZM247 213H248V215H247ZM260 213H262V215ZM80 215H82V216H80ZM242 215H244V216H242ZM35 216H37V217H35ZM84 216H85V218H84ZM92 216L94 217V219H92L93 218ZM67 217H69V218H67ZM77 217H80V219ZM223 217H225L226 219L225 218L223 219ZM249 217H251V219H249ZM41 218H42V220H41ZM67 219H68V221H67ZM82 219H84V220H82ZM80 220H82V221H80ZM174 220L177 222H175ZM183 220H185V221H183ZM225 220L229 221V222L227 224H221V222H223ZM42 221L43 222L49 221V222L43 223ZM82 223H85V224H82ZM89 223H90V225H89ZM120 223H123V222L120 221ZM248 223H249V225H248ZM261 223L263 224L262 226L260 225ZM23 224H25V226L20 227ZM44 224H46V225L44 226ZM111 224L109 226H111ZM173 225H177V229L182 230V231L178 234H173L170 231L171 229L169 228V226H173ZM179 225L181 228H179ZM183 225H185L186 227L184 228ZM85 226H88V228L87 227L85 228ZM81 229H85V230L87 229L89 231L86 230L87 232L83 233L81 231ZM20 230H21V232H20ZM93 232H94V234H93ZM19 233H23V235L19 234ZM37 233H38V235H37ZM39 234H40L41 238H40ZM89 234H91V235H89ZM156 235H158V236H156ZM85 236L90 237L91 241H93L95 243L91 242L90 239H88V238H86V241L88 240L87 243L84 242ZM91 236L94 237V239ZM154 236H156V237H154ZM14 237H15V240L17 239L16 241L13 239ZM21 237H23V238H21ZM20 238L22 239V241ZM95 238H97V240ZM35 239H37V242H35ZM94 240H96V241H94ZM26 241H27V243H25ZM33 241L35 242V245H34ZM211 242H212V244H211ZM104 243H107L108 245L107 244L104 245ZM1 244H2V242H1ZM76 244H79V245L76 246ZM87 244L88 245L90 244L92 246V250H93L92 252L90 250L91 246L90 245L88 246ZM95 244H97L96 245L97 247L95 246ZM113 244H115V245H113ZM116 244H118V245L120 244V245L118 246ZM218 244H220V245H218ZM85 245L89 250H87ZM106 245L109 246V249H112V250L109 251ZM80 246L82 247V249H80L81 248ZM99 246H101L100 247V249L102 248L101 250L99 249ZM113 246L115 248H113ZM68 247L77 249L78 254H80L82 256L73 257V255L71 256L70 253L64 254L65 248L68 249ZM83 247L85 249V253L81 251V250H84ZM34 248H36V250ZM43 248H45V250ZM104 248H106V249L103 250ZM249 248H252L253 250L249 249ZM95 249H97V250L99 249V250L94 251ZM189 249L191 251L188 252ZM51 250H52V252H51ZM224 250H225L226 254H228V255L230 254L229 255L230 257L225 255V253H223L224 255L221 254L222 252H224ZM200 251H201V253H200ZM33 252H34L33 255H35V257L31 256ZM41 252H44L47 255V257L44 258L43 256H39V254ZM98 252H100L102 254H99ZM150 252L152 253V256H160V254L153 249L150 250ZM96 253H97V256H96ZM51 255L55 256L57 261H55V259L50 260ZM62 255H63V258L61 257ZM64 255H66V256L64 257ZM89 255H90V259L87 258V257H89ZM91 255H92V257H94V259H91L92 258ZM200 255L201 256L203 255V256L201 257ZM261 255H263V257ZM67 256H69V257H67ZM83 256H85L84 257L85 259L82 258ZM57 257H59V258H57ZM219 257L220 258L222 257V259H220ZM256 257H258V258H256ZM12 258H14V257H12ZM86 258H87V260H89L88 263L86 262ZM168 258L171 259V257H168ZM28 259H30L31 261L28 262ZM181 259H179V260H181ZM189 259H191V260L186 263L185 260H189ZM102 260L104 261L103 263H102ZM204 260L206 263L204 262ZM246 261H247V263H246ZM167 262L169 264H177V263H175L176 261H174L173 259L167 260ZM17 263L19 264V262H17ZM108 263L109 262H107V264Z\"/></svg>",
  "mask_w": 264,
  "mask_h": 264
},
{
  "label": "snow or ice",
  "instance_id": "obj_3",
  "mask_svg": "<svg viewBox=\"0 0 264 264\" xmlns=\"http://www.w3.org/2000/svg\"><path fill=\"white\" fill-rule=\"evenodd\" d=\"M138 2L154 19L165 24L174 37L184 41L193 66L200 65L205 75H226L241 67L244 71L255 70L245 67L248 64L264 69V0ZM255 2L261 5L258 25L246 15ZM238 75L237 72L233 79Z\"/></svg>",
  "mask_w": 264,
  "mask_h": 264
},
{
  "label": "water",
  "instance_id": "obj_4",
  "mask_svg": "<svg viewBox=\"0 0 264 264\" xmlns=\"http://www.w3.org/2000/svg\"><path fill=\"white\" fill-rule=\"evenodd\" d=\"M136 5L143 11L144 15L148 20L153 22L158 31V38L160 42L163 44H171L172 49L177 54L180 65L187 69L192 76L193 80L202 88H210L216 89L220 92H224L226 94H231L236 88H239L240 83L243 79H252L259 76H264V69H261L253 64L245 65V67H255V70L244 71L243 67L236 69V71L230 72L226 75H205V73L201 70L200 65L193 66L192 57L185 50L186 44L183 40L174 37L168 30V27L161 22H158L157 19L153 18V15H150L147 8L143 3L138 2V0H133ZM261 5L258 2H255L252 5V11L250 13H246V15H250L253 18V23L259 24V12ZM256 33L258 34V27L256 28ZM258 44V41H257ZM207 57H205V61ZM223 73L224 69H220ZM239 73L238 77L233 79V76L236 73Z\"/></svg>",
  "mask_w": 264,
  "mask_h": 264
}]
</instances>
